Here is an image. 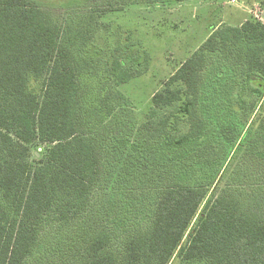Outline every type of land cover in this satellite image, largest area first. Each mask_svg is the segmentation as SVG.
Masks as SVG:
<instances>
[{"label": "trees", "instance_id": "16d2710c", "mask_svg": "<svg viewBox=\"0 0 264 264\" xmlns=\"http://www.w3.org/2000/svg\"><path fill=\"white\" fill-rule=\"evenodd\" d=\"M80 28L28 0H0V264H169L175 254L177 264H264V116L255 115L264 22L213 28L137 127L121 120L126 99L95 70ZM116 48L137 45L127 36ZM143 63L114 59L112 84ZM36 145L46 146L42 158ZM233 164L259 187L209 193ZM232 170L227 179L240 178ZM107 181L113 194L91 209ZM145 182L157 190L150 221L114 248L120 225L91 222L113 203L114 221L135 220L129 194ZM60 246L71 256L52 263Z\"/></svg>", "mask_w": 264, "mask_h": 264}, {"label": "rangeland", "instance_id": "374dc122", "mask_svg": "<svg viewBox=\"0 0 264 264\" xmlns=\"http://www.w3.org/2000/svg\"><path fill=\"white\" fill-rule=\"evenodd\" d=\"M28 1L47 12L63 27H77L78 30L82 27L88 33L91 43L89 48L96 57L93 66L97 73L110 80L108 85L112 93L118 92L125 97V104L120 110L121 120L131 122L135 127L147 120L151 97L165 88L166 82L181 64L203 44L213 28L237 27L245 21L253 20L255 18L250 14V11L254 12L255 8L258 9L259 16L264 21V0H238L242 5L240 8L229 5L228 0H179L178 2L174 0L167 2L158 0ZM127 36L131 37L138 50L135 48V50H129L130 52L127 54L120 53L116 45L119 40L123 41ZM142 51L146 56L144 63ZM114 59H122L128 65L132 64L135 67L142 62V66L137 68V70L140 69L138 70L140 73L135 70L138 74H135L128 83L116 87L112 84L109 71ZM85 84L90 86L88 81ZM245 98L247 101L258 99L254 95H246ZM256 108L255 115L259 118L263 117L264 98L257 102ZM181 130L185 131L186 125H182ZM45 147V145L33 146L31 152L42 158ZM234 164L230 166L228 174L225 172L223 176H218L214 185L209 187V193L212 190L216 191V188L225 187L231 182L238 189L245 191L259 187L256 185V181H246L241 173V168L239 170L237 165L234 167ZM231 170L240 177L233 178L232 176L233 179H238V182L232 178L227 179ZM110 184L107 181L104 187L99 186L93 189L90 197L91 209L92 204L95 205L93 201L105 200L109 194H113ZM145 184L146 182L141 188L135 187L133 193L129 194V197L133 198V202L135 201L133 203L136 206L135 213L137 214L135 220L126 221V224L122 221H114L113 214L118 213L119 206L113 203L112 206L105 205L107 207L102 208L101 214L104 218L91 222V226L94 227L114 228L120 225L115 230L112 240L114 248L120 247L132 226L142 229L150 221L154 202L157 199V190L145 187ZM66 255L71 256L64 252V246H60V252L55 253L51 262L62 261ZM175 255L169 264H177Z\"/></svg>", "mask_w": 264, "mask_h": 264}, {"label": "built area", "instance_id": "2783aa9c", "mask_svg": "<svg viewBox=\"0 0 264 264\" xmlns=\"http://www.w3.org/2000/svg\"><path fill=\"white\" fill-rule=\"evenodd\" d=\"M228 4L231 5V6L239 7V8H240V6H242V5L239 3L238 0H228ZM250 14H252L253 17H254L256 20L261 21V22H264V21H262V18L259 16V13H258V9H257V8H255V11H254V12L250 11Z\"/></svg>", "mask_w": 264, "mask_h": 264}, {"label": "crops", "instance_id": "0c3cea01", "mask_svg": "<svg viewBox=\"0 0 264 264\" xmlns=\"http://www.w3.org/2000/svg\"><path fill=\"white\" fill-rule=\"evenodd\" d=\"M243 24V23H242ZM237 27H239V26H237Z\"/></svg>", "mask_w": 264, "mask_h": 264}]
</instances>
